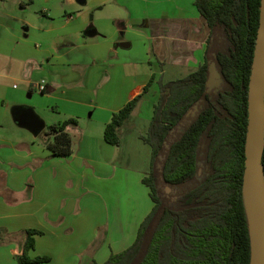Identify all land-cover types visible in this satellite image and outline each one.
Returning a JSON list of instances; mask_svg holds the SVG:
<instances>
[{"label": "crops", "instance_id": "crops-1", "mask_svg": "<svg viewBox=\"0 0 264 264\" xmlns=\"http://www.w3.org/2000/svg\"><path fill=\"white\" fill-rule=\"evenodd\" d=\"M36 1L0 0V193L14 203L0 197V227L15 234L0 264H18L26 229L42 231L29 256L50 257L36 264H103L136 241L155 205L141 135L158 83L205 63L210 29L196 0H38L28 16ZM151 79L150 118L139 108L109 144L113 114ZM30 110L45 123L38 135L16 121ZM69 118L73 152L52 156L49 127Z\"/></svg>", "mask_w": 264, "mask_h": 264}, {"label": "trees", "instance_id": "trees-1", "mask_svg": "<svg viewBox=\"0 0 264 264\" xmlns=\"http://www.w3.org/2000/svg\"><path fill=\"white\" fill-rule=\"evenodd\" d=\"M210 34L206 61L183 78L160 79V99L146 135L152 148L151 169L144 183L155 203L141 223L136 241L103 264H250L252 238L243 190L248 132V91L261 0H196ZM215 62L223 82L208 91L209 65ZM143 92L115 112L105 140L121 144V130L136 113ZM197 107V109H195ZM195 112V113H194ZM76 118L49 127L52 156L72 154L68 127ZM264 163V157H263ZM170 192H167V189ZM25 235L18 264L48 262L30 257L37 229ZM14 233L0 229V246Z\"/></svg>", "mask_w": 264, "mask_h": 264}, {"label": "water", "instance_id": "water-1", "mask_svg": "<svg viewBox=\"0 0 264 264\" xmlns=\"http://www.w3.org/2000/svg\"><path fill=\"white\" fill-rule=\"evenodd\" d=\"M222 82L216 63L211 62L207 80L208 91H218ZM248 116L243 190L251 227L250 264H264V0H261L260 23L249 82ZM16 121L34 135H38L45 128L43 119L32 110L18 115ZM250 214L254 219V235Z\"/></svg>", "mask_w": 264, "mask_h": 264}, {"label": "rangeland", "instance_id": "rangeland-1", "mask_svg": "<svg viewBox=\"0 0 264 264\" xmlns=\"http://www.w3.org/2000/svg\"><path fill=\"white\" fill-rule=\"evenodd\" d=\"M40 4H41V2H38V0L36 1V3H29V6H28V8H27V10H28V12H26V14L28 15V16H31V15H34L36 12H40V10H41V8L42 7H40ZM17 8H18V6H16ZM19 8H20V5H19ZM42 80V79H41ZM40 80V81H41ZM46 80V79H45ZM39 81V82H40ZM47 81V80H46ZM159 84V83H158ZM158 84L157 83H155L154 84V87H156V90L158 91V89H159V86H158ZM151 86H153V83H152V85ZM150 89H151V87H150ZM150 91V90H149ZM149 93V92H148ZM146 94V96H145V99L143 100V102H142V106L140 107V109H141V118H147V116H149L148 118H150V114H152V112L151 113H149L150 111V106H151V111H152V104H153V102H157V100H158V96L156 97V94L155 93H153V92H150L149 94ZM158 93H159V91H158ZM34 100V98H31V99H29L28 97H26V99H25V101L26 102H31V101H33ZM148 122V121H147ZM150 122L151 121H149L148 122V127L147 128H149V125H150ZM168 192V191H167ZM170 192V191H169ZM168 192V193H169ZM0 197H2L3 198V201L4 202H7L6 201V198H5V196L3 195V193H0ZM8 203V205H10V206H14V203H10V202H7ZM2 227H0V229H1Z\"/></svg>", "mask_w": 264, "mask_h": 264}, {"label": "built area", "instance_id": "built-area-1", "mask_svg": "<svg viewBox=\"0 0 264 264\" xmlns=\"http://www.w3.org/2000/svg\"><path fill=\"white\" fill-rule=\"evenodd\" d=\"M38 88L39 91H45L47 88V81L45 79H42L39 83H38Z\"/></svg>", "mask_w": 264, "mask_h": 264}, {"label": "bare ground", "instance_id": "bare-ground-1", "mask_svg": "<svg viewBox=\"0 0 264 264\" xmlns=\"http://www.w3.org/2000/svg\"><path fill=\"white\" fill-rule=\"evenodd\" d=\"M250 216H251L252 233L254 235V219L252 217V214H250Z\"/></svg>", "mask_w": 264, "mask_h": 264}]
</instances>
